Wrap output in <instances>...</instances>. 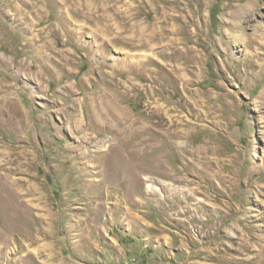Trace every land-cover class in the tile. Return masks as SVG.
Listing matches in <instances>:
<instances>
[{
  "label": "rangeland",
  "instance_id": "374dc122",
  "mask_svg": "<svg viewBox=\"0 0 264 264\" xmlns=\"http://www.w3.org/2000/svg\"><path fill=\"white\" fill-rule=\"evenodd\" d=\"M0 264H264V0H0Z\"/></svg>",
  "mask_w": 264,
  "mask_h": 264
},
{
  "label": "bare ground",
  "instance_id": "6f19581e",
  "mask_svg": "<svg viewBox=\"0 0 264 264\" xmlns=\"http://www.w3.org/2000/svg\"><path fill=\"white\" fill-rule=\"evenodd\" d=\"M121 109V108H120ZM106 146H107V144H106Z\"/></svg>",
  "mask_w": 264,
  "mask_h": 264
}]
</instances>
